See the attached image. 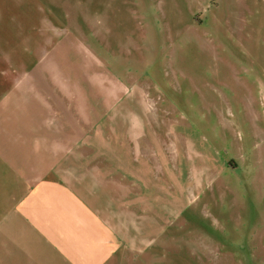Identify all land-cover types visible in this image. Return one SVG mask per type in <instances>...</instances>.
<instances>
[{"label":"rangeland","instance_id":"obj_1","mask_svg":"<svg viewBox=\"0 0 264 264\" xmlns=\"http://www.w3.org/2000/svg\"><path fill=\"white\" fill-rule=\"evenodd\" d=\"M50 1L5 78L40 140L101 133L116 264H264V0Z\"/></svg>","mask_w":264,"mask_h":264},{"label":"crops","instance_id":"obj_2","mask_svg":"<svg viewBox=\"0 0 264 264\" xmlns=\"http://www.w3.org/2000/svg\"><path fill=\"white\" fill-rule=\"evenodd\" d=\"M53 2L0 0V58L12 59L0 61V264H116L118 174L104 164L101 133L40 140L38 115L23 114L22 88L5 78L22 72V44L39 41Z\"/></svg>","mask_w":264,"mask_h":264}]
</instances>
